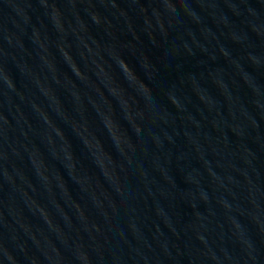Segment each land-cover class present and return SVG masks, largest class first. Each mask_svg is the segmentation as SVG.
Wrapping results in <instances>:
<instances>
[{
	"label": "water",
	"instance_id": "1",
	"mask_svg": "<svg viewBox=\"0 0 264 264\" xmlns=\"http://www.w3.org/2000/svg\"><path fill=\"white\" fill-rule=\"evenodd\" d=\"M0 264H264V0H0Z\"/></svg>",
	"mask_w": 264,
	"mask_h": 264
}]
</instances>
